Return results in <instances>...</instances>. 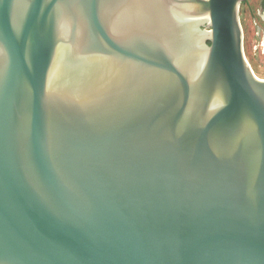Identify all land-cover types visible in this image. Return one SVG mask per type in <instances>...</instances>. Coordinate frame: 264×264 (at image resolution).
Returning a JSON list of instances; mask_svg holds the SVG:
<instances>
[{
    "label": "water",
    "instance_id": "95a60500",
    "mask_svg": "<svg viewBox=\"0 0 264 264\" xmlns=\"http://www.w3.org/2000/svg\"><path fill=\"white\" fill-rule=\"evenodd\" d=\"M242 1L0 0V264H264Z\"/></svg>",
    "mask_w": 264,
    "mask_h": 264
},
{
    "label": "rangeland",
    "instance_id": "374dc122",
    "mask_svg": "<svg viewBox=\"0 0 264 264\" xmlns=\"http://www.w3.org/2000/svg\"><path fill=\"white\" fill-rule=\"evenodd\" d=\"M257 1L244 0L239 8V18L245 58L254 74L264 79V28L256 14ZM255 27H259L261 32H255Z\"/></svg>",
    "mask_w": 264,
    "mask_h": 264
},
{
    "label": "flooded vegetation",
    "instance_id": "af4514ba",
    "mask_svg": "<svg viewBox=\"0 0 264 264\" xmlns=\"http://www.w3.org/2000/svg\"><path fill=\"white\" fill-rule=\"evenodd\" d=\"M256 14H257V17L260 20V22H261V24H262V26L264 28V0H258L257 1ZM255 32L260 33L261 29L259 27H255Z\"/></svg>",
    "mask_w": 264,
    "mask_h": 264
}]
</instances>
